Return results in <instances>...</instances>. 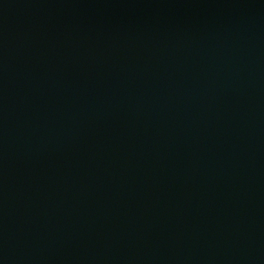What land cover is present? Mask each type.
<instances>
[{"label": "water", "instance_id": "obj_1", "mask_svg": "<svg viewBox=\"0 0 264 264\" xmlns=\"http://www.w3.org/2000/svg\"><path fill=\"white\" fill-rule=\"evenodd\" d=\"M0 264H264V0H0Z\"/></svg>", "mask_w": 264, "mask_h": 264}]
</instances>
